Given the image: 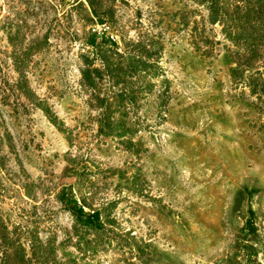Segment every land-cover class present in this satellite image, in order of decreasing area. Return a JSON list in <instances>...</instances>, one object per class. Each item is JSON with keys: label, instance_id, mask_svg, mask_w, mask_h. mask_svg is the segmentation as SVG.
<instances>
[{"label": "rangeland", "instance_id": "1", "mask_svg": "<svg viewBox=\"0 0 264 264\" xmlns=\"http://www.w3.org/2000/svg\"><path fill=\"white\" fill-rule=\"evenodd\" d=\"M242 1L230 36L209 2L0 0L22 248L0 264H264V0Z\"/></svg>", "mask_w": 264, "mask_h": 264}, {"label": "trees", "instance_id": "2", "mask_svg": "<svg viewBox=\"0 0 264 264\" xmlns=\"http://www.w3.org/2000/svg\"><path fill=\"white\" fill-rule=\"evenodd\" d=\"M193 1H195L201 5H206V3L209 2V4H210L209 10L211 12V15L214 16L213 22L225 21V23H227V24L229 23V25H231V26H229L228 29H230L229 35L231 36V29L237 26V23L235 25L232 23V22H234L233 15H234L235 10L233 9V12H231L229 17H227V19L223 20L224 15H226L225 11H226L227 7L230 5L229 0H225V1H223V0H193ZM242 2H243V7L245 10L250 8L251 0H243ZM235 9H237V8H235ZM0 237H1L0 238L1 245L3 247H7L6 248L7 250H13V255H14L13 257L15 258L16 261L21 260L22 256H20L19 254H20L22 248L16 244V241H14V239H10L7 234H1Z\"/></svg>", "mask_w": 264, "mask_h": 264}, {"label": "built area", "instance_id": "3", "mask_svg": "<svg viewBox=\"0 0 264 264\" xmlns=\"http://www.w3.org/2000/svg\"><path fill=\"white\" fill-rule=\"evenodd\" d=\"M105 29H106V30H109V27H105ZM112 39H113V40L115 39L114 36H112Z\"/></svg>", "mask_w": 264, "mask_h": 264}]
</instances>
